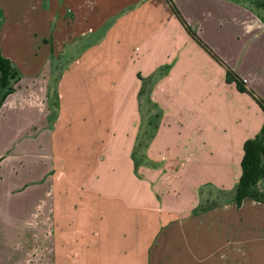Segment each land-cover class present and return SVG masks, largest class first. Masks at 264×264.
Returning a JSON list of instances; mask_svg holds the SVG:
<instances>
[{"label":"crops","instance_id":"crops-1","mask_svg":"<svg viewBox=\"0 0 264 264\" xmlns=\"http://www.w3.org/2000/svg\"><path fill=\"white\" fill-rule=\"evenodd\" d=\"M254 1L0 0V122L43 139L0 140V264H264V203L233 200L263 123ZM71 123L95 133L63 156Z\"/></svg>","mask_w":264,"mask_h":264},{"label":"trees","instance_id":"trees-1","mask_svg":"<svg viewBox=\"0 0 264 264\" xmlns=\"http://www.w3.org/2000/svg\"><path fill=\"white\" fill-rule=\"evenodd\" d=\"M264 7V3H259ZM226 81H234L237 90L243 91L235 78L229 77L227 72ZM18 80L17 71L9 61L0 55V105L4 98L13 92V85ZM263 114V123L259 134L242 144V157L240 160V175L233 190V200L239 204L241 199L249 198L256 202L264 203V194L256 189V184L262 181L264 176V104L258 102Z\"/></svg>","mask_w":264,"mask_h":264},{"label":"rangeland","instance_id":"rangeland-1","mask_svg":"<svg viewBox=\"0 0 264 264\" xmlns=\"http://www.w3.org/2000/svg\"><path fill=\"white\" fill-rule=\"evenodd\" d=\"M255 0L253 2V8H257V4H259V1ZM23 3L21 2H16L15 6H17V8L19 7V5L22 6ZM14 11L17 13L18 10L14 9ZM10 10L9 14H15V12ZM13 16V15H12ZM25 40V39H24ZM24 40L22 42H24ZM21 52V51H20ZM78 103L80 105H82L85 109V111L83 112V114L78 115L79 118H85L86 122L84 125H86L87 127H90L93 124H95V119L97 117H100L102 119V123L104 125H106L105 119H106V115L105 113H102V115H99V113H97L96 111L100 109V106H102L101 104H99V100L95 99V98H78ZM105 105V103H104ZM142 105L144 106V103H142ZM77 107V106H76ZM83 107H77L78 109H82ZM22 114V113H21ZM28 113L24 112L22 115L24 117L29 116L27 115ZM19 116H21L19 114ZM76 118V117H75ZM74 121H77L74 120ZM73 121V122H74ZM80 121V119H79ZM77 123V122H76ZM23 125H25L21 120H15L14 118L9 119L8 122L5 124L3 122H0V140L2 139H9L10 137L12 138H16V136L14 137V133L17 131V129L21 128ZM68 129L61 131V137H63V142L64 144L62 145V147H64L63 149V156H65V153L68 152V150L72 149V148H81L84 146V143L86 141L85 135L86 134H90L91 136L93 135V132L95 133V130H91V129H82L81 127L77 128L75 123H71L70 127H67ZM27 132V134H29L30 140L31 142H29V148H30V153L33 154V157H37L35 154H38L39 151L41 150V147H43L42 144V137L38 136L41 132V130L38 128V126H33L31 129L29 128V131L24 130L21 131V133H15L18 136V140L21 142V140H24L23 142L25 143L27 141L28 135L25 133ZM100 132V131H99ZM98 132V134H99ZM90 141V138H88L87 140V144ZM35 155V156H34ZM36 165V163H35ZM35 165H32L31 167V171L32 169L35 170ZM37 171V170H36ZM35 171V172H36Z\"/></svg>","mask_w":264,"mask_h":264}]
</instances>
